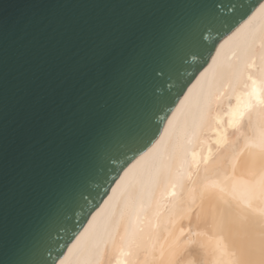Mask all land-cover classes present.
I'll use <instances>...</instances> for the list:
<instances>
[{
	"label": "water",
	"instance_id": "obj_1",
	"mask_svg": "<svg viewBox=\"0 0 264 264\" xmlns=\"http://www.w3.org/2000/svg\"><path fill=\"white\" fill-rule=\"evenodd\" d=\"M264 0H0V264H56Z\"/></svg>",
	"mask_w": 264,
	"mask_h": 264
},
{
	"label": "bare ground",
	"instance_id": "obj_2",
	"mask_svg": "<svg viewBox=\"0 0 264 264\" xmlns=\"http://www.w3.org/2000/svg\"><path fill=\"white\" fill-rule=\"evenodd\" d=\"M56 264H264V1Z\"/></svg>",
	"mask_w": 264,
	"mask_h": 264
}]
</instances>
